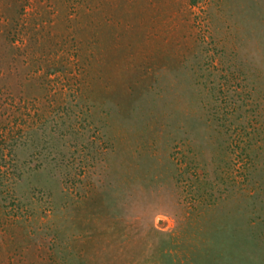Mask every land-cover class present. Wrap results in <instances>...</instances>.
<instances>
[{"label": "rangeland", "instance_id": "1", "mask_svg": "<svg viewBox=\"0 0 264 264\" xmlns=\"http://www.w3.org/2000/svg\"><path fill=\"white\" fill-rule=\"evenodd\" d=\"M0 264H264V0H0Z\"/></svg>", "mask_w": 264, "mask_h": 264}]
</instances>
